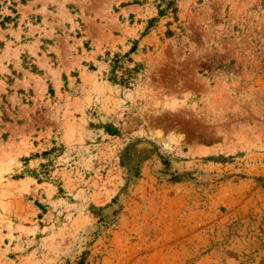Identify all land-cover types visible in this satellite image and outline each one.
I'll return each mask as SVG.
<instances>
[{
    "label": "rangeland",
    "instance_id": "rangeland-1",
    "mask_svg": "<svg viewBox=\"0 0 264 264\" xmlns=\"http://www.w3.org/2000/svg\"><path fill=\"white\" fill-rule=\"evenodd\" d=\"M174 1L0 0V264H264V0Z\"/></svg>",
    "mask_w": 264,
    "mask_h": 264
},
{
    "label": "trees",
    "instance_id": "trees-1",
    "mask_svg": "<svg viewBox=\"0 0 264 264\" xmlns=\"http://www.w3.org/2000/svg\"><path fill=\"white\" fill-rule=\"evenodd\" d=\"M174 0H162V5H160V15L165 16L176 11ZM153 22V21H152ZM134 52V49H132ZM124 61L132 62L130 60L129 54L128 55H120L116 54L110 60L112 63V71L110 78L113 82H119L121 85H128L131 80V75L134 73L135 69L131 70L124 65Z\"/></svg>",
    "mask_w": 264,
    "mask_h": 264
},
{
    "label": "bare ground",
    "instance_id": "bare-ground-1",
    "mask_svg": "<svg viewBox=\"0 0 264 264\" xmlns=\"http://www.w3.org/2000/svg\"><path fill=\"white\" fill-rule=\"evenodd\" d=\"M159 133V135H161V132H158ZM170 145H168V147H169Z\"/></svg>",
    "mask_w": 264,
    "mask_h": 264
}]
</instances>
